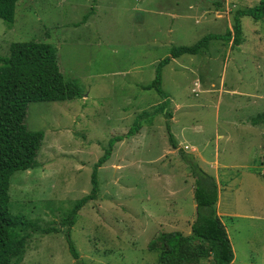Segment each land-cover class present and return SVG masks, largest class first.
Wrapping results in <instances>:
<instances>
[{"label":"rangeland","instance_id":"obj_1","mask_svg":"<svg viewBox=\"0 0 264 264\" xmlns=\"http://www.w3.org/2000/svg\"><path fill=\"white\" fill-rule=\"evenodd\" d=\"M259 1L17 0L14 21L0 18V56L12 42L50 43L59 70L80 92L27 105L25 126L43 138L37 166L10 177L9 209L56 231L32 233L15 264H161L163 234L177 226L186 234L195 216V177L179 148L205 171L212 169L205 159L218 163L216 178L206 172L218 181L217 209L237 212L219 215L233 264H264V122H250L264 112V16L240 17V44L233 36L212 40L197 54L171 59L161 73L163 112L164 98L143 88L171 48L233 31L236 11ZM139 114L148 129L114 143L98 167L97 197L73 223L63 222L89 193L109 139L125 135ZM175 114L176 148L165 127ZM181 206L188 216L177 224L168 216ZM204 255L191 264H215L212 253Z\"/></svg>","mask_w":264,"mask_h":264},{"label":"trees","instance_id":"obj_2","mask_svg":"<svg viewBox=\"0 0 264 264\" xmlns=\"http://www.w3.org/2000/svg\"><path fill=\"white\" fill-rule=\"evenodd\" d=\"M17 0H0V18L8 23L14 21ZM216 5L221 0H214ZM251 16L256 21L264 16V0L255 6L237 10L234 15L233 31L224 34L209 33L192 45L171 48L170 55L160 60L156 67L154 80L143 88H155L164 98L160 111L166 109L167 93L161 88L162 68L171 59L183 54H197L206 48L210 41L217 39L241 42V16ZM80 95L79 88L73 80L64 78L59 70L56 48L50 43L34 40L16 41L9 46V54L0 56V264H15L22 258L27 239L32 233L40 231L49 233L56 228H41L34 222L25 220L22 215H13L9 209L10 177L15 171L27 170L37 166L36 153L43 138L41 130H29L24 123L27 105L33 101H61ZM142 114L136 116L125 135L109 139L108 147L98 158L91 172V189L88 194L78 199L70 214L63 222L73 223L76 212L88 200L95 199L98 193V167L110 156L112 146L124 137L134 135L142 127ZM264 121V112L251 118V123ZM168 140L172 147L178 143L170 130V123L165 125ZM179 151L192 169L195 177L193 198L196 203L195 218L190 225V233L179 230L163 234V252L161 264H191L204 254L212 253L215 264H233L234 253L226 228L216 212L218 187L215 178L202 169L196 161L188 158L182 148ZM24 228L28 231L22 233ZM19 227V228H18ZM68 236L71 255L78 258V252ZM152 249V246H151ZM86 264V263H82Z\"/></svg>","mask_w":264,"mask_h":264},{"label":"crops","instance_id":"obj_3","mask_svg":"<svg viewBox=\"0 0 264 264\" xmlns=\"http://www.w3.org/2000/svg\"><path fill=\"white\" fill-rule=\"evenodd\" d=\"M175 121H176V114H175V116H173L172 118H171V120H170V130H173V124L175 123ZM250 122H251V119H250ZM264 122V121H263ZM151 124H153V122L151 123ZM251 124H253V125H255V128H257V127H261V125H262V122H258V123H251ZM150 125V124H149ZM252 125V126H253ZM146 129H148V127H144L143 128V130H142V127L139 129L140 131L142 130V132L143 131H145ZM172 132V131H171ZM138 133V132H137ZM136 133V134H137ZM172 134H173V132H172ZM174 135V137H175V139H176V141H178V139L176 138L177 137V135H175V134H173ZM180 135H182L181 133H180ZM220 134H218L217 135V137L218 138H222V136L223 135H220ZM132 137V136H131ZM178 143V142H177ZM194 148V147H193ZM195 150L194 151H197V149L196 148H194ZM198 154V153H197ZM206 161L205 162H209V165H210V168H212L211 170H209V169H207L206 168V171H208L209 173H211L212 175H214L215 176V178H216V176H217V170L219 169V167H218V163L215 161V162H213V160H211V161H208L207 159H205ZM217 183H218V181H217ZM193 188H192V192H193ZM192 196H193V193H192ZM217 203H218V200H217ZM217 203H216V205H217ZM191 212H192V210L194 211V213H195V208H196V203H195V200H194V198H192V203H191ZM216 212H217V214H218V216L219 215H222V214H228V215H231V216H235V214H237V212H233V211H231V212H229V213H223V212H221V211H219V209H217V207H216ZM186 213V211H185V208L183 207V206H181V210L180 209H178V210H176V213H175V211L173 212V217H170V216H168L169 218H174V222H176L177 224H178V222H179V219H183V217H186V216H188V215H186L185 214ZM175 214V215H174ZM189 214H191V213H189ZM189 218H191L190 220H194V218H195V216H188ZM220 217V216H219ZM178 227V226H177ZM174 228L175 230L176 229H178V228ZM190 231H191V229H190V226L188 227V229H187V231H186V234H189L190 233ZM227 231V230H226ZM228 233V232H227ZM228 236H229V234H228ZM229 239H230V236H229ZM230 242H231V239H230ZM232 249H233V247H232ZM234 253V252H233ZM234 260V259H233Z\"/></svg>","mask_w":264,"mask_h":264}]
</instances>
